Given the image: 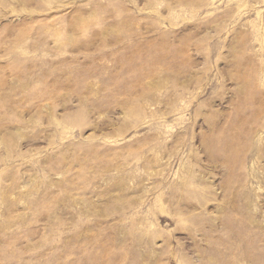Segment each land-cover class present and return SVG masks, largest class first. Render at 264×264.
<instances>
[{
  "label": "rangeland",
  "instance_id": "374dc122",
  "mask_svg": "<svg viewBox=\"0 0 264 264\" xmlns=\"http://www.w3.org/2000/svg\"><path fill=\"white\" fill-rule=\"evenodd\" d=\"M0 264H264V0H0Z\"/></svg>",
  "mask_w": 264,
  "mask_h": 264
}]
</instances>
